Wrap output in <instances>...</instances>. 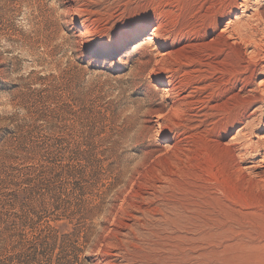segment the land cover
Instances as JSON below:
<instances>
[{"label": "rangeland", "instance_id": "obj_1", "mask_svg": "<svg viewBox=\"0 0 264 264\" xmlns=\"http://www.w3.org/2000/svg\"><path fill=\"white\" fill-rule=\"evenodd\" d=\"M232 2L0 0V264H264L247 168L264 100L235 96L238 61L212 39L264 0ZM118 194L136 218L111 217Z\"/></svg>", "mask_w": 264, "mask_h": 264}, {"label": "bare ground", "instance_id": "obj_2", "mask_svg": "<svg viewBox=\"0 0 264 264\" xmlns=\"http://www.w3.org/2000/svg\"><path fill=\"white\" fill-rule=\"evenodd\" d=\"M250 1L251 0H240L239 2H237V0H233L232 4L239 3L241 7L240 12L244 13V11L247 8V4ZM252 1L254 3L257 0L256 1L252 0ZM259 11L260 10H258V12ZM227 14H225L221 19V20H224L225 17L227 18L222 28H218V23L220 21H216V20L213 21V25H215V27L217 28H216V31L212 39L214 40L222 39L223 42L225 43L226 48L225 47L224 48L226 49L227 56L228 55L234 56L238 61L240 70L237 75V80L241 83V86H240L239 92H237L235 96L237 97L239 96L241 97L243 101H246L248 100V97H251L255 94L256 99L264 100V29L261 27V25L264 24V15L259 12L256 14L247 15L245 17L234 16V18H231V16L230 15L228 16ZM142 29H144V26H141L139 28L140 31ZM155 32L156 30H153V32L151 33L153 36L148 37L147 38L148 41L152 40L153 37L156 36ZM130 39H131L130 36L127 35V37H125L124 39L123 45H126ZM237 40L246 46L245 49H249V56L251 57V60L253 59V62L251 63L249 62L248 57H246L244 54L245 51L243 52L239 44L236 43ZM164 85L167 86V91H170L173 95V97L171 98L170 106L173 110H175L178 104L181 102V97H180V92H179L181 88H179V85L176 82H174L173 79L170 77L164 83ZM241 115L242 116L238 118L241 121L249 117L246 113V110ZM250 144L252 146L253 144L262 145V147L264 148V134L261 136H258L257 141L255 142L251 141L249 145ZM247 168H252V169L254 168L257 171L256 172L257 174L264 175V154L258 157L256 159V162L254 164L249 165ZM129 180L131 181L132 177H130ZM127 184L130 185L131 183L130 184L127 183ZM127 187L128 186H126V188ZM122 192L120 194H122ZM120 194L116 196V199L120 200V197H121V203L117 206L116 204L112 206L110 210L111 217L114 216V218L115 217L119 218L122 216L123 218L124 216H130V217L136 218L133 213L129 212V209H131L132 211H136L137 209H140V207H137L136 203L135 205L134 203L131 204L129 200L130 198L128 199L125 195H122L123 196V199H122V196ZM138 212L142 215L145 214V211H143L142 209L140 211L138 210ZM138 219L140 218L138 217ZM112 226H113V223H112ZM108 227H109L108 225H105L103 229H107Z\"/></svg>", "mask_w": 264, "mask_h": 264}]
</instances>
